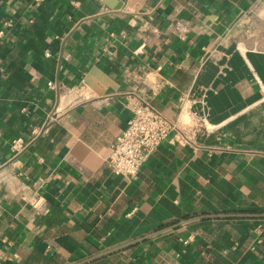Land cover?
I'll list each match as a JSON object with an SVG mask.
<instances>
[{
  "label": "crops",
  "instance_id": "0c3cea01",
  "mask_svg": "<svg viewBox=\"0 0 264 264\" xmlns=\"http://www.w3.org/2000/svg\"><path fill=\"white\" fill-rule=\"evenodd\" d=\"M0 30V264H264V217L212 216L264 213V0H0ZM132 93L177 129L131 181Z\"/></svg>",
  "mask_w": 264,
  "mask_h": 264
},
{
  "label": "built area",
  "instance_id": "2783aa9c",
  "mask_svg": "<svg viewBox=\"0 0 264 264\" xmlns=\"http://www.w3.org/2000/svg\"><path fill=\"white\" fill-rule=\"evenodd\" d=\"M4 24L9 25L10 22ZM2 36L3 30H0V38ZM125 105L130 117L125 129L117 136L106 162L113 174L132 181L139 177L144 164L177 129V125L142 94H128ZM24 145L21 138L12 141L15 153Z\"/></svg>",
  "mask_w": 264,
  "mask_h": 264
},
{
  "label": "water",
  "instance_id": "95a60500",
  "mask_svg": "<svg viewBox=\"0 0 264 264\" xmlns=\"http://www.w3.org/2000/svg\"><path fill=\"white\" fill-rule=\"evenodd\" d=\"M86 82L87 83H90L91 81H90V76H88L87 78H86ZM103 91V90H102ZM101 91V92H102ZM100 92V93H101ZM213 217H228V218H232V217H264V213H259V214H219V215H212ZM184 222H187V220L186 221H183L182 223H184ZM182 223H180V224H182ZM134 242H130V243H128V244H125V245H123V246H120V247H118V248H115V249H113V250H111V251H109V252H105V253H103V254H101V256L102 255H106V254H109V253H112V252H114V251H116V250H120V249H122V248H124V247H126V246H128V245H131V244H133Z\"/></svg>",
  "mask_w": 264,
  "mask_h": 264
}]
</instances>
